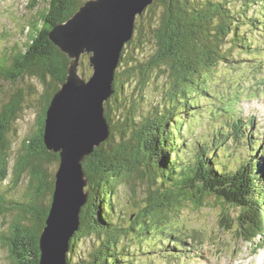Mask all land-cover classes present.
Segmentation results:
<instances>
[{"label":"trees","instance_id":"trees-1","mask_svg":"<svg viewBox=\"0 0 264 264\" xmlns=\"http://www.w3.org/2000/svg\"><path fill=\"white\" fill-rule=\"evenodd\" d=\"M41 1L47 7L40 19L21 27L27 37L23 45L10 43L7 28L0 32V80L17 84L29 78L39 86L26 93L18 90L0 109V219L17 213L11 235L1 236L17 264L40 262V238L55 189L50 169L60 162V155L45 143V119L52 97L66 82L71 59L54 44L50 32L88 0H32L30 8L35 10ZM254 5H259L256 11ZM263 24L264 0H243L240 6L235 0H155L137 18L134 37L126 43L116 69L114 93L106 102L110 137L83 163L89 197L80 229L70 241L68 264H139L137 255L143 249L150 250L147 262L152 264L165 250L176 253V247L163 242L178 235V221L190 208L198 213L220 205L226 221L221 230L231 232L236 223L240 239L247 233L246 240L253 241L262 231L264 157L251 141L245 147L247 157L240 160L245 123L239 119L229 124L236 138L233 145L227 141L229 135L215 130L210 143L204 137L195 143L190 137L195 126L188 115L198 117L193 108L214 94L210 86L217 72L228 68L237 74L243 67L262 66ZM147 45L153 50L144 58ZM244 56L253 58L250 65L241 60ZM89 64V55H83L80 73L85 78L92 73ZM161 74L166 77L162 98L148 101V89L157 87ZM35 97L42 99L39 129L28 139L26 153L18 156L12 182L17 187L25 173L31 186L23 198L8 199L5 182L13 157L7 134ZM210 104L225 111L223 104L206 106ZM221 157L240 161L232 167ZM132 180L144 183V194L135 201L134 217L129 216L131 224L126 225L117 200ZM236 213L240 215L235 218ZM82 244L85 251L80 250Z\"/></svg>","mask_w":264,"mask_h":264},{"label":"water","instance_id":"water-1","mask_svg":"<svg viewBox=\"0 0 264 264\" xmlns=\"http://www.w3.org/2000/svg\"><path fill=\"white\" fill-rule=\"evenodd\" d=\"M155 0H88L50 38L71 59L66 82L46 112L44 140L60 155L50 213L40 238L39 264H68L70 241L80 229L89 193L83 163L110 137L106 102L113 95L116 69L136 21ZM89 55L92 75L80 73Z\"/></svg>","mask_w":264,"mask_h":264},{"label":"rangeland","instance_id":"rangeland-1","mask_svg":"<svg viewBox=\"0 0 264 264\" xmlns=\"http://www.w3.org/2000/svg\"><path fill=\"white\" fill-rule=\"evenodd\" d=\"M243 0H235L237 6H240V2ZM32 0H0V32L7 28L10 43H19L23 45L26 42V35L22 33L21 27L23 24L29 23L35 18L38 20L41 16V11L47 7L46 1H41L38 7L34 10L30 8ZM259 5H254L255 11L258 9ZM264 28V24L262 26ZM254 38H257V33H254ZM1 39V36H0ZM264 49V48H263ZM152 47L147 45L142 51L144 58L149 57L152 52ZM131 57V56H130ZM137 57V53L134 55ZM143 58V57H142ZM241 57V60H245L247 65H250L253 59L249 56ZM260 60L264 61V51L259 57ZM257 63V60L253 64ZM81 67V65H80ZM259 66H247L239 70L237 74L235 71H231L228 68L220 69L221 71L213 77V82L210 86L214 94L208 96V102L202 100V104L197 106L198 108H193V111H197L196 115L198 117H192L188 115L190 121L193 122L195 129L193 134L190 135L191 140L197 143L198 139L204 137L206 139V144L212 141V130L215 126L216 129L219 125L227 122V116L223 114H217L215 116L214 107L206 106L208 103H218L229 105L230 110L232 107L239 103V108L242 109V114L244 117H253L256 121V128L259 127L260 131L264 133V69L260 71ZM264 67V66H263ZM92 70V69H91ZM93 72V71H92ZM235 74V75H234ZM92 75V73H91ZM157 87L155 85L148 89L147 96L148 101L156 99H161L162 92L161 88L166 85V77L161 74L158 78ZM36 86V87H35ZM24 90L26 93L29 89L33 91L39 89V86L34 83L29 78H24L17 84H12V82L0 80V109L5 103H10L11 96L18 90ZM133 87L130 89L131 92ZM219 95L222 101L215 100L214 96ZM254 97V98H253ZM41 98L35 97L34 99L27 102L28 105L23 107V112L20 117L12 124L7 138L10 140L11 156L13 157L10 162L11 175L10 178L5 182V188L7 190L8 199H20L23 198L29 191L31 186L30 178L24 173L20 179V184L17 187H13L12 182L15 180L14 170L17 165V158L20 154L26 153V148L28 147V139L32 137L39 129V111ZM153 102V101H152ZM261 105H260V104ZM149 104V103H148ZM28 106V107H27ZM209 110V111H208ZM192 111V109H191ZM244 120V119H243ZM215 121V122H214ZM231 122V120H229ZM189 123V124H190ZM3 129V125H0ZM185 128H188V123ZM203 131H206L205 136L202 135ZM263 137V135H261ZM240 160L247 157L245 147L240 149ZM191 156H187L191 158ZM239 160V161H240ZM221 161H227L232 167H236L239 162L233 157L224 158L221 157ZM59 164L57 167H53L50 171H54L56 174ZM144 194V183L140 180H132L131 183L125 184L120 191V199L117 200L119 203V210L122 212L121 217L124 219L126 225L131 224L128 219L129 216L134 217V205L135 201L142 199ZM216 207H209L203 209L201 212L194 213L190 208V213L186 214V218L178 221V230L181 231V236L187 241V250L190 251L187 261L181 263L177 260L172 261L168 264H229L233 258L246 259L251 253L250 260H254L256 257L253 252H258L259 256L264 253V235H257L252 242L246 240L249 234H243L240 239L241 231L239 227L234 224L231 232H225L221 230L220 225H226L225 219L222 218V207L218 204H214ZM213 207V208H212ZM17 214V213H16ZM16 214H7L6 218L0 219V264H17L12 259V254L10 246L6 243V240L1 235L10 236L12 232L11 225L15 220ZM240 215L238 213L234 214ZM127 220V222H126ZM122 223V224H124ZM259 234V233H258ZM196 237L197 241L190 239V237ZM188 238V239H187ZM152 239L151 245L153 241ZM191 242L193 244H191ZM198 242V243H196ZM172 243V242H171ZM165 245V243L163 242ZM98 245V243H96ZM79 248H77V251ZM81 251L86 250V246L82 244L80 248ZM183 252L186 250H182ZM150 250L147 252L143 249V252H139L137 255L139 264L145 263L150 260ZM260 258H257L254 263H259ZM246 259V260H248ZM29 260V259H28ZM176 262V263H175ZM228 262V263H227ZM236 263V262H235ZM253 263V264H254ZM27 264H30L29 262ZM152 264H167L163 256L160 255V260L153 262ZM234 264V263H233Z\"/></svg>","mask_w":264,"mask_h":264},{"label":"bare ground","instance_id":"bare-ground-1","mask_svg":"<svg viewBox=\"0 0 264 264\" xmlns=\"http://www.w3.org/2000/svg\"><path fill=\"white\" fill-rule=\"evenodd\" d=\"M260 104V103H259ZM261 105V104H260ZM261 258H262V262H261V264H264V254L261 256ZM254 263V260H250V261H248V260H246V259H240V262H238L237 264H253ZM229 264H233L232 262H230Z\"/></svg>","mask_w":264,"mask_h":264}]
</instances>
